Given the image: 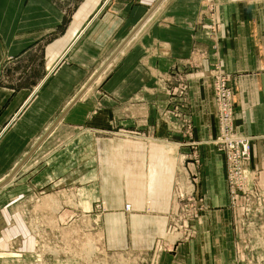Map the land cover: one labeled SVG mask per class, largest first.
<instances>
[{"label":"rangeland","instance_id":"rangeland-1","mask_svg":"<svg viewBox=\"0 0 264 264\" xmlns=\"http://www.w3.org/2000/svg\"><path fill=\"white\" fill-rule=\"evenodd\" d=\"M154 2L156 8L161 0ZM202 4L210 36L215 38L216 55L220 31L214 12L217 3L204 0ZM151 12H146L135 27L123 29L124 37L110 47L109 55L96 49L94 68L74 90L65 109L51 118L0 179V264H160L163 254H173L180 242L191 241L198 234L201 239H209L207 231L199 233L195 226L208 221L207 208L216 213L211 218L220 264H264V135L241 132L234 112L233 123L227 117L225 122L234 125L231 134L253 137L251 152L243 154L235 144L230 150L220 142L219 129L224 119L217 115L215 74L229 77L234 104L235 91L232 75L222 68L219 58L208 60V67L197 71L200 78L208 81L214 104L216 132L208 142L215 153L222 155L224 165L225 194L215 193V204L201 191L200 143L193 135L185 64L155 76L153 87L147 91L150 98L157 93L164 103L157 110V121L168 134L160 139L153 132L154 125L141 97L127 92L122 98L106 88L109 75L120 66L121 54L130 48L129 43ZM68 50L48 59L50 75L66 64ZM156 50L157 56L166 53L162 44ZM204 53L199 54L205 56ZM30 100L31 97L23 105ZM72 105L84 108L80 119L67 117ZM24 106L7 124L13 126L20 119ZM184 145L188 148L184 149ZM133 148L137 154L139 149L145 152L143 157H135L140 167L135 170L128 167L131 151L125 152ZM157 148L159 155L153 153ZM147 156L149 164L143 169L140 160L145 161ZM239 159L241 165L237 164ZM156 182L162 186L157 190V197L163 199L160 209L164 213L160 216L153 212L149 197V190L156 192ZM217 186L215 183V190H222ZM94 190L104 198L91 203L83 199ZM134 191L137 199L146 201L134 203L135 198L130 197ZM114 198L122 200L123 205L108 204L107 200L112 202ZM133 208L143 215L156 216L140 225L142 229L134 237L127 219ZM116 213L121 216L118 221L113 219L119 216ZM118 222L120 229L114 234L112 226ZM145 227L155 230V237L146 241L153 247L126 248L131 239L134 244L144 245Z\"/></svg>","mask_w":264,"mask_h":264},{"label":"crops","instance_id":"crops-1","mask_svg":"<svg viewBox=\"0 0 264 264\" xmlns=\"http://www.w3.org/2000/svg\"><path fill=\"white\" fill-rule=\"evenodd\" d=\"M215 1L214 12L220 28L216 55L213 53L215 38L210 36L209 20L202 13L204 0H161L156 8L154 0H0V179L8 174V169L22 157L25 148L51 118L65 109L74 90L94 68L96 49L107 51L109 55L110 47L124 37L123 29L135 27L146 12L152 10L129 43L130 48L121 54L120 66L109 75L106 88L119 97L127 92L141 97L154 125L153 132L160 139L168 134L157 121V110L164 103L157 93L150 98L147 91L153 87L155 76L181 69L185 64L184 69L189 74L187 100L194 123L193 135L200 143L201 191L211 201H216L218 192L225 194L223 158L208 142L216 132L211 89L197 71L207 68L208 60L215 61L218 57L222 68L232 75L238 129L248 135H264V0ZM158 44L166 47L164 55L157 56ZM68 48L66 64L50 75L48 59L60 57ZM203 50L205 56H200ZM30 97V102L24 106ZM22 106L20 119L13 126L7 124ZM76 106L68 110L70 119L81 118L84 108ZM136 150H125L131 151L128 166L131 170L140 168L135 164V157L145 155L143 149L138 150L139 154ZM153 153L159 155V148ZM140 162L145 169L149 164L148 156ZM215 183L222 190H215ZM148 187L151 188V184ZM155 187L156 192L148 189L152 194L148 196L153 212L160 216L164 213L160 209L163 199L157 197V190L162 186L156 182ZM130 197L135 198L134 203L146 201V198L137 199L136 191ZM100 198L104 197L94 190L83 199L91 203ZM107 201L117 206L124 203L115 198ZM137 210L133 208L127 218L132 237L138 235L140 225L156 217ZM120 214L114 215V221L120 219ZM205 214L208 221L202 218L201 223H205L195 226L199 233L207 231L209 239H201L198 234L191 241L180 242L173 254H163L160 264L179 261L180 264H220L211 218L216 213L207 208ZM119 225L120 222L112 226L114 234L120 229ZM153 227H145V246L134 244L131 239L126 248L151 249L153 244L146 241L155 237Z\"/></svg>","mask_w":264,"mask_h":264},{"label":"built area","instance_id":"built-area-1","mask_svg":"<svg viewBox=\"0 0 264 264\" xmlns=\"http://www.w3.org/2000/svg\"><path fill=\"white\" fill-rule=\"evenodd\" d=\"M220 69V68H219ZM218 69V71H219ZM215 89L216 96L215 102L218 107V118L224 119L223 123L220 124V142H223L228 145V148L232 150L234 148V144L239 145V151H242L243 154H248L251 152L250 144L252 143L253 137H246L242 134L233 135L231 134L235 131L234 125H229L225 122V117L229 119L233 123V113L235 110V104L233 101V95L231 93V89L228 88V84L230 82L229 77H224V73L217 72L215 74ZM238 156V154L236 155ZM242 161L237 160V164L241 165Z\"/></svg>","mask_w":264,"mask_h":264},{"label":"bare ground","instance_id":"bare-ground-1","mask_svg":"<svg viewBox=\"0 0 264 264\" xmlns=\"http://www.w3.org/2000/svg\"><path fill=\"white\" fill-rule=\"evenodd\" d=\"M172 163V162H171Z\"/></svg>","mask_w":264,"mask_h":264}]
</instances>
